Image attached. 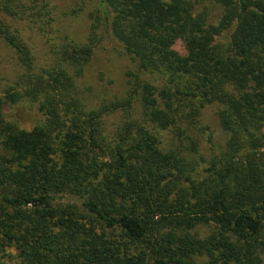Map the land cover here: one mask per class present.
<instances>
[{
    "label": "trees",
    "instance_id": "obj_1",
    "mask_svg": "<svg viewBox=\"0 0 264 264\" xmlns=\"http://www.w3.org/2000/svg\"><path fill=\"white\" fill-rule=\"evenodd\" d=\"M57 2L0 0L17 67L0 93V264H264V0H88L138 72L97 107L79 85L93 41L55 43ZM25 101L28 128L7 118ZM208 106L225 140L205 158L189 135Z\"/></svg>",
    "mask_w": 264,
    "mask_h": 264
},
{
    "label": "rangeland",
    "instance_id": "obj_2",
    "mask_svg": "<svg viewBox=\"0 0 264 264\" xmlns=\"http://www.w3.org/2000/svg\"><path fill=\"white\" fill-rule=\"evenodd\" d=\"M87 2L88 0H58L57 10L60 16L57 31L59 32L52 38L56 44H61L60 38L64 37L76 45L93 41V55L84 68L79 85L84 92L87 105L97 107L104 102L109 105L122 100L130 89L129 84L133 82V76L138 72L121 46L104 32L101 16L93 10L92 5L87 6ZM78 6H82L83 11L70 15V12L76 11ZM208 10L209 13L211 12V22L216 23L221 10L212 4L208 6ZM25 38L31 42L30 48H34L36 64L48 68L52 64L53 57L47 39L32 33ZM16 68L14 54L0 42V93L14 80ZM134 107L133 116H138L140 109L137 104ZM215 113V106L203 109L201 116L203 126L192 130L189 135L197 141L199 153L205 158L209 157L211 149L216 151L218 147L224 145L225 136L219 129ZM7 114L8 119L14 120L23 128L33 126L41 117L36 107L26 101L12 107ZM113 122L115 124V120ZM163 136L169 138L168 135L163 134ZM208 136L211 137L210 142Z\"/></svg>",
    "mask_w": 264,
    "mask_h": 264
}]
</instances>
